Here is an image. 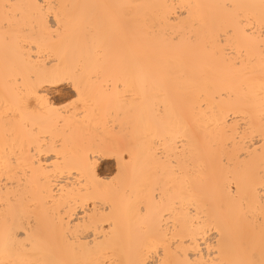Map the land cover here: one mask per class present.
I'll list each match as a JSON object with an SVG mask.
<instances>
[{
  "label": "bare ground",
  "instance_id": "bare-ground-1",
  "mask_svg": "<svg viewBox=\"0 0 264 264\" xmlns=\"http://www.w3.org/2000/svg\"><path fill=\"white\" fill-rule=\"evenodd\" d=\"M0 264H264V0H0Z\"/></svg>",
  "mask_w": 264,
  "mask_h": 264
},
{
  "label": "rangeland",
  "instance_id": "rangeland-1",
  "mask_svg": "<svg viewBox=\"0 0 264 264\" xmlns=\"http://www.w3.org/2000/svg\"><path fill=\"white\" fill-rule=\"evenodd\" d=\"M57 99V103L60 105V106H65V104L64 103H68V104H70L72 101H73V98H72V96H69V97H67V96H64V97H62V98H60V99H58V98H56ZM64 99V100H63ZM115 164H114V161L113 160H105V161H103V165H102V169L104 170V172L106 173V174H110V175H114V173H115V166H114Z\"/></svg>",
  "mask_w": 264,
  "mask_h": 264
},
{
  "label": "snow or ice",
  "instance_id": "snow-or-ice-1",
  "mask_svg": "<svg viewBox=\"0 0 264 264\" xmlns=\"http://www.w3.org/2000/svg\"><path fill=\"white\" fill-rule=\"evenodd\" d=\"M72 103H76V101H72Z\"/></svg>",
  "mask_w": 264,
  "mask_h": 264
}]
</instances>
